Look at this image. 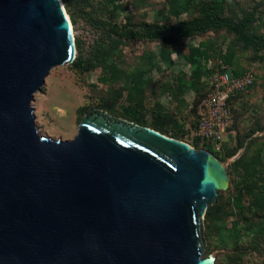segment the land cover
I'll return each mask as SVG.
<instances>
[{"label": "water", "instance_id": "1", "mask_svg": "<svg viewBox=\"0 0 264 264\" xmlns=\"http://www.w3.org/2000/svg\"><path fill=\"white\" fill-rule=\"evenodd\" d=\"M75 56L62 0H0V264H215L211 152L96 110L72 140L39 132L34 95Z\"/></svg>", "mask_w": 264, "mask_h": 264}, {"label": "trees", "instance_id": "2", "mask_svg": "<svg viewBox=\"0 0 264 264\" xmlns=\"http://www.w3.org/2000/svg\"><path fill=\"white\" fill-rule=\"evenodd\" d=\"M122 1L62 0L71 24L76 26L79 21H83L97 35L87 48L79 39H75L76 56L68 66L79 79L97 68H102L98 82L104 85L114 84L122 74L119 65L123 53L120 47L127 43L157 44L160 49V62L169 67L174 64L171 52L178 46L191 38H204L208 34H214L221 42L227 41L224 50L216 47L215 42L209 39L190 47L188 53L183 56L185 63L192 68L190 76L184 74L178 76V85L175 88L166 82L160 87V94L169 93L171 96H178L186 90L193 91L196 97L192 108L196 113L201 100L211 90V81L208 85L203 78L212 77L218 60L228 67L233 77H241L247 72L254 71V68H245L241 65L237 52H250L248 61L252 65L264 63V19L263 12L260 11L261 3L245 7L241 5L240 0H189L187 6L185 3L178 9L176 0H171L169 9L171 18L148 21L136 19L133 13H125L126 6ZM182 12H186L187 17H180ZM150 58L152 60L154 56ZM209 60L211 66L207 68L205 64ZM151 63L154 67L155 64ZM134 74L126 79L124 87L114 89L100 97L97 109L153 129L167 137L184 141L188 127H184L173 116L164 113L160 105L157 104L156 109L150 110L151 117L148 120L145 113L147 83L143 80L144 71L139 70L137 75ZM254 76L255 80L247 91L236 92L229 98L227 105L231 114L235 113L233 103L236 97L254 87L255 71ZM121 103L125 105L119 110ZM78 113L81 114V110H78ZM233 116L234 114L233 124L228 133L236 128ZM196 118L194 127L190 130L196 128L197 115ZM263 129V126L255 123L244 134L235 130L232 146L224 140L220 152L214 151L210 144L197 137L192 142L193 147L211 152L221 162L232 158L244 148L242 155L227 168L231 184L227 198L224 200V192L220 191L216 203L208 208L205 215L207 238L214 234L220 235L224 221L227 218H235L229 229L235 236L236 261L241 259V255L259 251L264 244V162L261 159V149L255 146L259 138L252 137L255 132ZM246 159L250 161L249 166L245 163ZM242 235L252 238L250 245H241Z\"/></svg>", "mask_w": 264, "mask_h": 264}, {"label": "rangeland", "instance_id": "3", "mask_svg": "<svg viewBox=\"0 0 264 264\" xmlns=\"http://www.w3.org/2000/svg\"><path fill=\"white\" fill-rule=\"evenodd\" d=\"M188 1L176 0L178 9L185 3L187 6ZM240 1L241 5L245 7H251L261 3L263 8L261 6L260 11L263 12L264 19V0ZM122 2L126 6L125 13H133L138 20L155 21L170 17L169 9L171 7V0H123ZM180 17H187L186 12H182ZM72 27L74 39H79L86 48L93 43L97 36L83 21H79L76 26L72 25ZM208 39L215 42L216 47H219L221 50H224L227 45V41L225 43L221 42L214 34H208L204 38H191L171 52V58L174 64L169 67L160 62V49L157 44L148 42L127 43L120 47L123 53L122 61L119 65L122 74L114 84L104 85L98 82V78L102 75V68H97L90 74L85 75L82 79L76 77L68 65L54 68L46 78L41 91L34 95L33 102L31 103L34 109L35 124L39 132L53 139L72 140L77 134L78 124L84 115L91 110L99 111L96 105L100 97L105 96L114 89L124 87L126 85V79L131 74L135 73L134 75H137L139 70H143V80L147 83L145 100L148 111L145 110V113L147 114L148 120L151 117L150 110L156 109L157 104L160 105L164 113H168L178 123L184 127H188L184 135V141L182 142L193 147L192 142L195 137L190 129L194 127L193 125L197 119V111L194 113V108H192L193 101L196 97L195 93L191 90H186L178 96H171L169 93L160 94V87L166 82L175 88L178 85V76L184 74L189 77L192 68L185 63L183 56L188 53L190 47L197 46L199 42ZM237 55L243 67L254 68L256 82L251 90L238 95L234 100L235 113H233V117L236 128L225 137V141L229 146H232L235 130H238L240 134H244L255 123L264 127V63L250 64L248 58L251 56V53L248 51L243 53L237 52ZM152 56L154 58L151 60L150 57ZM151 62L155 64L154 67H152ZM203 79L209 85L211 78L204 77ZM122 105H125V103L119 104V110H121ZM82 108H85V110H82ZM78 110H81V114L78 113ZM111 116L116 119H121L113 115ZM252 137L259 138L255 146L261 149V159L264 162V129L255 132ZM193 148L196 149L195 147ZM232 158L222 163L228 168L229 164L232 163ZM245 163L249 166V159H246ZM230 186L231 184H229L226 191H223L224 200L230 192ZM234 220V217L227 218L221 225L223 228L220 235L214 234L207 238L205 237L204 216L201 232V238L204 244V256L214 255L215 264H264V244L261 245L257 252L253 251L241 255L239 261L234 259L236 255L235 236L229 229L232 223H234ZM239 227H241V224H239ZM251 239V237L242 235L240 239L241 245H250Z\"/></svg>", "mask_w": 264, "mask_h": 264}, {"label": "built area", "instance_id": "4", "mask_svg": "<svg viewBox=\"0 0 264 264\" xmlns=\"http://www.w3.org/2000/svg\"><path fill=\"white\" fill-rule=\"evenodd\" d=\"M254 80L253 71L241 77H233L228 67L218 60L211 77V90L197 108L198 121L196 128L191 131L193 136L210 144L214 151L220 152L233 124L227 102L232 94L247 91Z\"/></svg>", "mask_w": 264, "mask_h": 264}, {"label": "crops", "instance_id": "5", "mask_svg": "<svg viewBox=\"0 0 264 264\" xmlns=\"http://www.w3.org/2000/svg\"><path fill=\"white\" fill-rule=\"evenodd\" d=\"M197 45H198V44H197ZM195 46H196V45H195ZM207 64H209V65H207ZM205 65H206L207 68H210V66H211V61L209 60Z\"/></svg>", "mask_w": 264, "mask_h": 264}]
</instances>
